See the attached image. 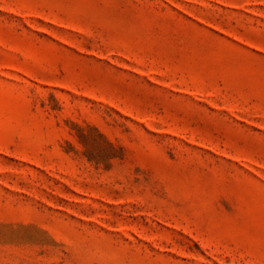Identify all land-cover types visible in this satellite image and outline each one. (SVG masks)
Wrapping results in <instances>:
<instances>
[{
    "label": "rangeland",
    "instance_id": "rangeland-1",
    "mask_svg": "<svg viewBox=\"0 0 264 264\" xmlns=\"http://www.w3.org/2000/svg\"><path fill=\"white\" fill-rule=\"evenodd\" d=\"M0 264H264V0H0Z\"/></svg>",
    "mask_w": 264,
    "mask_h": 264
}]
</instances>
